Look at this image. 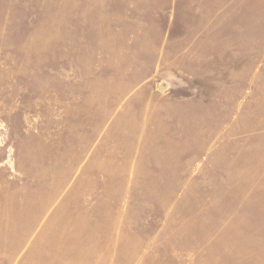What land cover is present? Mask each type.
I'll return each mask as SVG.
<instances>
[{
	"label": "rangeland",
	"instance_id": "obj_1",
	"mask_svg": "<svg viewBox=\"0 0 264 264\" xmlns=\"http://www.w3.org/2000/svg\"><path fill=\"white\" fill-rule=\"evenodd\" d=\"M0 264H264V0H0Z\"/></svg>",
	"mask_w": 264,
	"mask_h": 264
},
{
	"label": "crops",
	"instance_id": "obj_2",
	"mask_svg": "<svg viewBox=\"0 0 264 264\" xmlns=\"http://www.w3.org/2000/svg\"><path fill=\"white\" fill-rule=\"evenodd\" d=\"M107 252H108L107 254H109V253L112 254L110 251H107ZM113 254H114V250H113Z\"/></svg>",
	"mask_w": 264,
	"mask_h": 264
}]
</instances>
